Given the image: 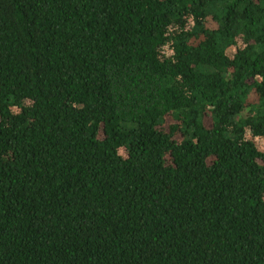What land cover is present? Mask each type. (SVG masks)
<instances>
[{
  "label": "trees",
  "instance_id": "obj_1",
  "mask_svg": "<svg viewBox=\"0 0 264 264\" xmlns=\"http://www.w3.org/2000/svg\"><path fill=\"white\" fill-rule=\"evenodd\" d=\"M0 264H264V0H0Z\"/></svg>",
  "mask_w": 264,
  "mask_h": 264
}]
</instances>
